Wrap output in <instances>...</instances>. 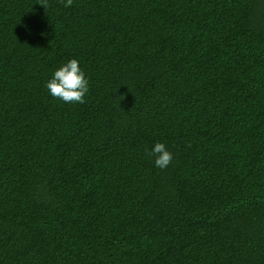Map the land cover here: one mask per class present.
<instances>
[{"label":"trees","instance_id":"trees-1","mask_svg":"<svg viewBox=\"0 0 264 264\" xmlns=\"http://www.w3.org/2000/svg\"><path fill=\"white\" fill-rule=\"evenodd\" d=\"M66 2L0 0V264H264V0Z\"/></svg>","mask_w":264,"mask_h":264},{"label":"clouds","instance_id":"clouds-1","mask_svg":"<svg viewBox=\"0 0 264 264\" xmlns=\"http://www.w3.org/2000/svg\"><path fill=\"white\" fill-rule=\"evenodd\" d=\"M73 0H67L65 7H71ZM54 98L65 103H86V94L89 91V80L80 68L77 59H71L55 71L53 77L46 84ZM147 151V150H146ZM147 155H155V166L166 169L173 160L171 153L164 143L157 142Z\"/></svg>","mask_w":264,"mask_h":264}]
</instances>
